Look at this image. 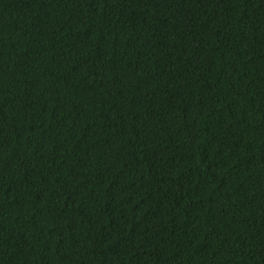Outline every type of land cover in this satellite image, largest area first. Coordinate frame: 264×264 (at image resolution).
<instances>
[{
    "label": "trees",
    "instance_id": "obj_1",
    "mask_svg": "<svg viewBox=\"0 0 264 264\" xmlns=\"http://www.w3.org/2000/svg\"><path fill=\"white\" fill-rule=\"evenodd\" d=\"M0 264H264V0H0Z\"/></svg>",
    "mask_w": 264,
    "mask_h": 264
}]
</instances>
